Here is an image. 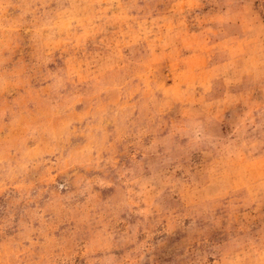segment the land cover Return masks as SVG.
Instances as JSON below:
<instances>
[{
    "label": "rangeland",
    "instance_id": "374dc122",
    "mask_svg": "<svg viewBox=\"0 0 264 264\" xmlns=\"http://www.w3.org/2000/svg\"><path fill=\"white\" fill-rule=\"evenodd\" d=\"M0 264H264V0H0Z\"/></svg>",
    "mask_w": 264,
    "mask_h": 264
}]
</instances>
